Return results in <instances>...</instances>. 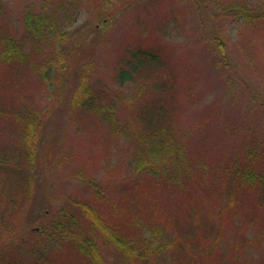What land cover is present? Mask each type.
I'll list each match as a JSON object with an SVG mask.
<instances>
[{
  "label": "rangeland",
  "instance_id": "rangeland-1",
  "mask_svg": "<svg viewBox=\"0 0 264 264\" xmlns=\"http://www.w3.org/2000/svg\"><path fill=\"white\" fill-rule=\"evenodd\" d=\"M4 1L13 21L22 17L27 5L34 12L53 6L69 11L70 17L78 12L64 40L56 43L54 62L64 59L66 68L55 67L50 82L41 79L33 61L0 69V156L11 162L20 152L19 145L34 147L32 171L27 167V154L17 157L19 171L30 175L36 185L30 198L22 200L20 220L31 219L46 204L57 209L69 197H85L87 177L105 179L112 186L124 182L135 170L137 152L158 130L169 142L183 143L191 162L209 156L228 159L248 133L264 142V25L248 28L239 20L219 17L213 0ZM236 1L256 4L264 0ZM110 12L114 20L106 25L103 19ZM20 26L21 22H14V27ZM203 30L222 34L227 68L218 65L217 44L210 43L213 38L204 36ZM141 46L163 47V65L121 87L117 67L129 48ZM86 64L91 65L95 79L116 91L111 98L121 134L73 107L72 97ZM32 116L35 125L38 119L36 133L25 127ZM190 186L192 197H183L192 199L186 202L196 207L198 216L193 222L203 247L219 251L225 264H233L235 258L264 264L259 221L253 222L251 214L242 212L243 199L231 205L220 192L208 197V189L203 192ZM2 192L0 202L9 199L6 187ZM180 197L161 198L176 206ZM184 225L175 220L164 238L186 239ZM241 238L240 247L235 248ZM107 255L111 261L116 258L112 249Z\"/></svg>",
  "mask_w": 264,
  "mask_h": 264
},
{
  "label": "trees",
  "instance_id": "trees-1",
  "mask_svg": "<svg viewBox=\"0 0 264 264\" xmlns=\"http://www.w3.org/2000/svg\"><path fill=\"white\" fill-rule=\"evenodd\" d=\"M4 2L0 0V69L33 61L41 79L50 82L55 67L66 68L64 59L54 62L58 56L56 43L64 40L66 29L74 24L78 12L70 17L69 11L64 13L53 6H42L34 12L33 7L27 5L22 17L13 21ZM213 3L219 17L239 20L248 28L264 25V1L247 4L213 0ZM111 14L103 19L104 24L113 22ZM18 21L20 28L14 27V22ZM203 31L204 36L213 38L209 39L210 43L217 44L218 65L227 68L229 59L222 34ZM141 33H145L144 28ZM160 53H165L163 47L157 50L146 46L129 48L128 56L116 71L120 86L159 69L163 65ZM92 72L91 65L86 64L72 105L82 116L104 122L113 133L121 134L117 107L111 98L117 93L102 80L95 79ZM32 118L25 127L35 132L38 119L35 125ZM161 132L158 130L152 138H147L137 152L133 174L125 177L124 182L112 186L105 179L87 177L85 197H69L57 209L48 208L46 204L25 221L19 219L22 200L30 198L35 184L30 175L19 171L17 157L27 154V167L32 171L34 147L25 149L19 145L20 152L11 162L0 156V171L3 169L0 194L5 187L9 191V199L0 202V264H225L219 251L203 247L204 243L196 235V207L186 202L192 199L183 197H192L190 185L193 184L203 192L208 189V197L218 192L226 195L231 205L237 206L243 199V209H240L246 216L251 214L253 222L259 221L257 234L264 239V142L248 133L240 149L228 159L214 160L209 156L191 162L183 143H175L174 139L169 142ZM7 168L12 175L9 176ZM175 195L181 197L176 205L179 208L173 210L174 203L161 197L175 200ZM175 220L186 224L188 237L182 238L184 242L179 238H164ZM241 241L242 238L235 248L240 247ZM193 242L198 249L190 246ZM111 249L116 257L112 261L107 255ZM233 264L250 263L235 258Z\"/></svg>",
  "mask_w": 264,
  "mask_h": 264
}]
</instances>
